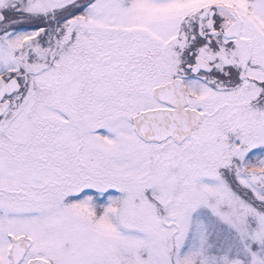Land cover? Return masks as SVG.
I'll use <instances>...</instances> for the list:
<instances>
[{
    "label": "snow or ice",
    "instance_id": "obj_1",
    "mask_svg": "<svg viewBox=\"0 0 264 264\" xmlns=\"http://www.w3.org/2000/svg\"><path fill=\"white\" fill-rule=\"evenodd\" d=\"M0 264H264V0H0Z\"/></svg>",
    "mask_w": 264,
    "mask_h": 264
}]
</instances>
